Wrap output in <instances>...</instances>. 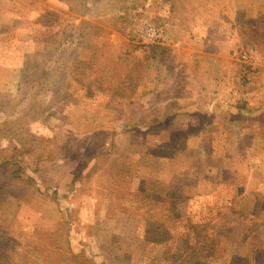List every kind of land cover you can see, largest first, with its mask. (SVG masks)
I'll use <instances>...</instances> for the list:
<instances>
[{"label":"rangeland","instance_id":"374dc122","mask_svg":"<svg viewBox=\"0 0 264 264\" xmlns=\"http://www.w3.org/2000/svg\"><path fill=\"white\" fill-rule=\"evenodd\" d=\"M207 8L0 0V264H264L245 152L186 112Z\"/></svg>","mask_w":264,"mask_h":264},{"label":"crops","instance_id":"0c3cea01","mask_svg":"<svg viewBox=\"0 0 264 264\" xmlns=\"http://www.w3.org/2000/svg\"><path fill=\"white\" fill-rule=\"evenodd\" d=\"M207 6L210 16L205 18L200 39L213 34L216 41H230L232 48L219 42L215 48L207 46L206 56L225 61L216 64L210 82L199 83L198 99H186V112L195 117L199 111L214 120L207 128L214 127L217 135L234 137L236 151L246 155L243 166L248 169V182L255 186L254 198L264 205V0H205ZM251 41L256 49L248 51L252 55L246 62L248 67L239 70L230 62L235 61L238 47H244L245 42L250 46ZM218 71L232 74L223 79L217 76ZM254 120L258 122L250 125Z\"/></svg>","mask_w":264,"mask_h":264},{"label":"trees","instance_id":"16d2710c","mask_svg":"<svg viewBox=\"0 0 264 264\" xmlns=\"http://www.w3.org/2000/svg\"><path fill=\"white\" fill-rule=\"evenodd\" d=\"M199 109V108H198ZM188 113V112H187ZM197 115L198 114V118L202 121L206 120V121H212L213 119H210L209 117H204V115L202 113H200L199 111L195 112ZM189 114V113H188ZM193 115V118H197V117H194V114H191ZM150 120V116L148 114H146V120L145 121H148ZM9 165H15V162H10Z\"/></svg>","mask_w":264,"mask_h":264},{"label":"built area","instance_id":"2783aa9c","mask_svg":"<svg viewBox=\"0 0 264 264\" xmlns=\"http://www.w3.org/2000/svg\"><path fill=\"white\" fill-rule=\"evenodd\" d=\"M251 53H245L243 56H242V59L245 61V62H248L251 60Z\"/></svg>","mask_w":264,"mask_h":264}]
</instances>
